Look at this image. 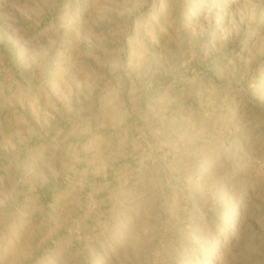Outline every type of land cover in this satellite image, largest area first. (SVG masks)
Instances as JSON below:
<instances>
[{
    "label": "rangeland",
    "instance_id": "374dc122",
    "mask_svg": "<svg viewBox=\"0 0 264 264\" xmlns=\"http://www.w3.org/2000/svg\"><path fill=\"white\" fill-rule=\"evenodd\" d=\"M0 264H264V0H0Z\"/></svg>",
    "mask_w": 264,
    "mask_h": 264
}]
</instances>
